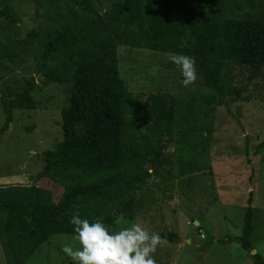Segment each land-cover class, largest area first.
I'll use <instances>...</instances> for the list:
<instances>
[{
  "label": "trees",
  "instance_id": "1",
  "mask_svg": "<svg viewBox=\"0 0 264 264\" xmlns=\"http://www.w3.org/2000/svg\"><path fill=\"white\" fill-rule=\"evenodd\" d=\"M48 1L55 6L65 1L80 4L79 13L91 21L72 19L48 28L41 37L37 72L45 82L68 83L69 89L59 111L61 139L44 151L42 169L34 178L47 177L62 189L57 200L33 184L22 195H0L4 245L14 264L52 234L74 233L72 215L109 224L129 209L136 191L151 176L159 178L158 184L166 183L171 177L166 143L175 127L188 129L193 118L189 102L159 93L142 101L128 91L118 74L112 41L97 24H114L132 44L194 57L200 83L211 90L203 96L206 104L233 100L239 93L225 87V62L248 68L254 77L264 72V18L224 17L225 5L233 0H119L101 14L89 0ZM241 1L249 8L264 6V0ZM2 4L0 17L14 21L10 6ZM26 36L35 34L30 30ZM27 37L17 41L24 43ZM33 85L29 77L19 92L0 96V134L12 120V109L34 107ZM193 168L192 160H183L178 172L183 175ZM251 221L252 208L247 205L239 238L246 251L252 249ZM251 260L264 264L256 252Z\"/></svg>",
  "mask_w": 264,
  "mask_h": 264
},
{
  "label": "rangeland",
  "instance_id": "2",
  "mask_svg": "<svg viewBox=\"0 0 264 264\" xmlns=\"http://www.w3.org/2000/svg\"><path fill=\"white\" fill-rule=\"evenodd\" d=\"M3 1L10 6L14 21L0 17V96L19 92L33 77L30 94L34 107L12 109V120L0 134V195H22L33 184L49 190L57 200L61 185L34 176L42 169L44 151L61 139L59 111L69 84L41 78L38 52L48 28L72 19L82 24L91 20L79 13L80 4L74 2L55 6L48 0L38 4L34 0H0L1 5ZM89 1L101 14L119 0ZM248 16L264 18V6L249 8L241 0L225 5L224 17ZM96 26L112 41L119 77L134 96L143 101L159 93L192 104L189 128L175 127L166 143L171 177L164 184L152 182L137 190L123 213L126 221L140 223L161 236L154 253L156 264H253V252L244 250L239 240L247 205L252 208L248 239L252 250L264 258V72L254 77L248 68L225 62L223 76L229 80L225 87L239 93L233 100L206 104L203 96L211 90L198 77L183 86L179 67L169 60L170 54L177 53L132 44L105 20ZM30 30L35 34L32 38L26 36ZM25 37L24 43L17 41ZM3 119L0 102V124ZM187 159L195 168L180 175L179 163ZM3 220L0 214V264H14L8 261ZM105 226L111 232L125 225H117L114 219ZM169 234L176 238L168 239ZM74 235L52 234L19 264H75L62 251L65 244L79 247Z\"/></svg>",
  "mask_w": 264,
  "mask_h": 264
},
{
  "label": "clouds",
  "instance_id": "3",
  "mask_svg": "<svg viewBox=\"0 0 264 264\" xmlns=\"http://www.w3.org/2000/svg\"><path fill=\"white\" fill-rule=\"evenodd\" d=\"M169 60L179 67L183 86L187 87L197 80L194 57L170 54ZM151 71L155 75L157 69L153 67ZM148 182L159 183V178L153 175ZM115 223L125 226L110 232L99 220L89 222L81 219L79 213L72 215L73 240L79 247L65 244L62 251L75 264H156L154 253L161 243V236L149 232L140 223L126 221L123 214L116 217Z\"/></svg>",
  "mask_w": 264,
  "mask_h": 264
},
{
  "label": "water",
  "instance_id": "4",
  "mask_svg": "<svg viewBox=\"0 0 264 264\" xmlns=\"http://www.w3.org/2000/svg\"><path fill=\"white\" fill-rule=\"evenodd\" d=\"M250 251H251V252H253V250H252V249H251Z\"/></svg>",
  "mask_w": 264,
  "mask_h": 264
},
{
  "label": "crops",
  "instance_id": "5",
  "mask_svg": "<svg viewBox=\"0 0 264 264\" xmlns=\"http://www.w3.org/2000/svg\"><path fill=\"white\" fill-rule=\"evenodd\" d=\"M254 252V251H253Z\"/></svg>",
  "mask_w": 264,
  "mask_h": 264
}]
</instances>
